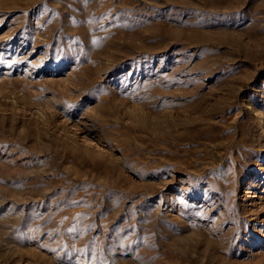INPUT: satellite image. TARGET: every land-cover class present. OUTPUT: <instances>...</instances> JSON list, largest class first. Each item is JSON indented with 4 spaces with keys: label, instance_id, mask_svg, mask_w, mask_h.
I'll use <instances>...</instances> for the list:
<instances>
[{
    "label": "rangeland",
    "instance_id": "1",
    "mask_svg": "<svg viewBox=\"0 0 264 264\" xmlns=\"http://www.w3.org/2000/svg\"><path fill=\"white\" fill-rule=\"evenodd\" d=\"M0 264H264V0H0Z\"/></svg>",
    "mask_w": 264,
    "mask_h": 264
}]
</instances>
